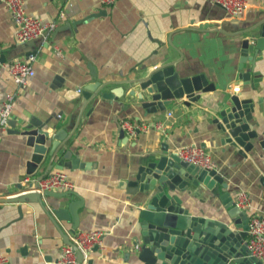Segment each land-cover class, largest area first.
<instances>
[{"label":"crops","instance_id":"obj_1","mask_svg":"<svg viewBox=\"0 0 264 264\" xmlns=\"http://www.w3.org/2000/svg\"><path fill=\"white\" fill-rule=\"evenodd\" d=\"M22 1L27 15L55 21L57 26L34 40L17 43L13 22L0 2L4 57L0 105L11 97L9 119L21 125L38 120L43 129L64 133L51 156V138L46 140L42 160L35 172L27 174L31 148L22 136L0 131V252L7 257L5 264H57L65 244L62 235L69 239L73 232L88 230H99L101 240L80 264H141L129 249L135 202L143 196L128 197L119 183L132 178L139 165L162 149L175 153L187 144H197L208 153L212 169L233 200L238 190L248 194L247 217L264 214V187L259 184V177L264 178V50L257 52L252 69L248 70L247 61L237 69L239 43L257 31L264 18V0H247V8L237 16L203 0H114L108 6L98 0ZM59 12L61 19L56 18ZM27 56L33 57L34 73L18 85L5 64ZM167 62H174V71L182 77L202 75L212 90L187 105L182 97L170 100L163 110L146 113L137 99L126 98L133 84L122 82ZM93 81H113L104 90L119 88L120 96L112 102L96 96L84 106L80 97L65 98L63 89L78 91ZM231 96L250 99L254 105L249 123H256L252 127L256 137L244 156L219 141L222 134L213 123L218 112L231 105ZM122 121L144 129L127 136L120 128ZM55 171L66 174L73 184L70 194L42 195L41 204L9 201L34 186L37 176ZM24 176L32 179L30 183L21 182ZM221 194L215 184L211 190L190 186L177 196L191 213L225 221L228 218L217 215L218 209H224ZM69 204H75L71 209L75 227Z\"/></svg>","mask_w":264,"mask_h":264},{"label":"water","instance_id":"obj_2","mask_svg":"<svg viewBox=\"0 0 264 264\" xmlns=\"http://www.w3.org/2000/svg\"><path fill=\"white\" fill-rule=\"evenodd\" d=\"M64 25L66 28L69 27L68 23ZM256 26L257 31L239 43L237 69H241L243 62L246 61L249 62L248 70L252 69L257 52L264 50V18ZM58 30L61 28L56 31ZM2 62L4 57L0 54V63ZM173 63H164L141 77L122 82L133 84L126 98L137 99L146 113H153L156 110H163L170 100L183 97L185 99L183 104L187 105L197 100L200 93L212 90L213 86L206 84L202 75L182 77L174 71ZM88 69L90 75L94 77L91 66L88 65ZM247 73L248 71L242 74V77H246ZM113 83L93 81L78 91L68 88L63 89V93L68 99L80 97L81 106L96 96L112 102L120 96V89L104 88ZM230 102V106H225L218 112L219 119H214L213 123H216V128L222 134L219 141L233 146L244 156L243 152L252 148L250 141L256 137L252 130L256 123H249L254 105L250 99L239 100L236 96H231ZM260 102L257 100L256 103ZM262 114L264 115L263 112ZM8 124L10 129L7 131L22 136L26 146L31 148L27 174L35 172L42 160L46 151V140L51 138L48 150V155L51 156L63 138L64 130L51 132L43 129L42 123L38 120H29L27 125H21L9 119ZM258 144L263 145L261 141ZM215 184H218L222 191L219 199L226 208L228 219L225 221L198 216L180 205L178 192L198 185L211 190ZM259 184L264 187L263 177H259ZM119 185L124 186L128 197L136 194L143 196L135 202L136 222L132 230V247L129 249L141 264H262L248 256L244 246L248 220L246 212L235 207L233 199L226 191V184L213 169L207 170L188 164L179 160L175 153L162 149L161 154L139 165L132 178L121 181ZM70 193L49 191L43 195L61 197ZM40 196L34 192L25 193L9 201L31 200L41 204ZM74 205L69 204L67 208L73 227L76 225L71 210ZM62 213L57 212L58 215ZM62 237L65 244L71 245L65 235ZM75 256L76 264H80L81 256L78 252H75Z\"/></svg>","mask_w":264,"mask_h":264},{"label":"built area","instance_id":"obj_3","mask_svg":"<svg viewBox=\"0 0 264 264\" xmlns=\"http://www.w3.org/2000/svg\"><path fill=\"white\" fill-rule=\"evenodd\" d=\"M214 5L220 6L229 16L240 15L248 5L247 0H203ZM6 7L14 25V38L17 43H25L42 36L45 32L53 30L57 23L55 21L43 22L36 17L26 14L22 0H0ZM114 0H98L102 6L111 5ZM63 14L59 12L56 18L61 19ZM32 56H27L24 60L13 59L5 64V69L10 75L12 81L18 85L26 83L27 79L34 73L31 67ZM170 113H167L169 116ZM11 116V97H6L0 105V131L8 130V120ZM120 128L127 136H133L136 132L143 130L141 125H133L128 121H122ZM175 155L179 160L192 164L202 169H212V160L208 153L197 144H187L176 149ZM32 179L23 177L21 182L25 185ZM32 187L22 190L19 194L38 193L41 196L49 191H69L73 184L67 175L60 171H55L38 179L34 178ZM233 200L235 207L240 210L249 207L248 194L242 190L235 193ZM101 240L99 230L77 231L73 232L68 241L71 245L64 244L61 247L60 254L56 260L57 264H76L75 252H78L84 262L87 259L88 252L92 247L97 246ZM244 246L251 256L264 264V214L251 213L247 220L246 237ZM7 257L0 252V264H5Z\"/></svg>","mask_w":264,"mask_h":264},{"label":"rangeland","instance_id":"obj_4","mask_svg":"<svg viewBox=\"0 0 264 264\" xmlns=\"http://www.w3.org/2000/svg\"><path fill=\"white\" fill-rule=\"evenodd\" d=\"M224 209H221V210H217L218 212H217V215L219 214V218H222V219H226L227 218V216H226V208L225 207H223Z\"/></svg>","mask_w":264,"mask_h":264}]
</instances>
